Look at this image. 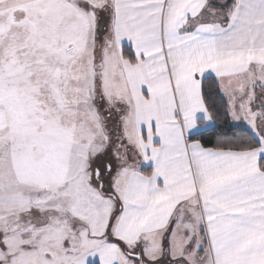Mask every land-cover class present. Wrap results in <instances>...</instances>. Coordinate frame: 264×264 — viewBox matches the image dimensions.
I'll use <instances>...</instances> for the list:
<instances>
[{
    "label": "snow or ice",
    "instance_id": "obj_1",
    "mask_svg": "<svg viewBox=\"0 0 264 264\" xmlns=\"http://www.w3.org/2000/svg\"><path fill=\"white\" fill-rule=\"evenodd\" d=\"M0 264H264V0H0Z\"/></svg>",
    "mask_w": 264,
    "mask_h": 264
}]
</instances>
